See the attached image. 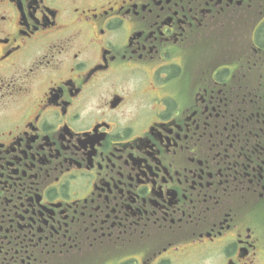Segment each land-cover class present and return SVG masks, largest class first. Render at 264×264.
<instances>
[{"label":"flooded vegetation","instance_id":"af4514ba","mask_svg":"<svg viewBox=\"0 0 264 264\" xmlns=\"http://www.w3.org/2000/svg\"><path fill=\"white\" fill-rule=\"evenodd\" d=\"M0 264H264V0H0Z\"/></svg>","mask_w":264,"mask_h":264}]
</instances>
